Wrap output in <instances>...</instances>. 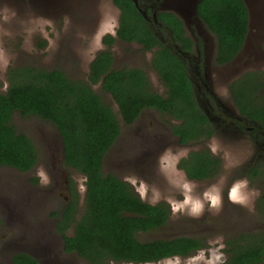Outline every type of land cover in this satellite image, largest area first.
Segmentation results:
<instances>
[{
    "label": "rangeland",
    "instance_id": "1",
    "mask_svg": "<svg viewBox=\"0 0 264 264\" xmlns=\"http://www.w3.org/2000/svg\"><path fill=\"white\" fill-rule=\"evenodd\" d=\"M154 1L159 11L179 8L173 6L174 0ZM248 2L251 22L244 51L218 68L211 64L213 35L201 22L186 18L184 22L190 37L193 34L205 41L209 52L204 74L217 100L232 114L237 110L229 97V83L247 72H264V0ZM138 4L143 9L146 0ZM118 16L111 0H0V93L8 87L10 71L28 66L59 69L71 79L86 80L90 62L106 48L102 38L114 35ZM112 49L115 68H141L153 89L163 92L151 68L150 53L119 41ZM92 89L111 108L120 126V135L104 155L102 172L127 182L144 202H166L171 209L165 225L137 233L136 238L151 241L187 236L205 243L188 257L146 264H223L228 238L264 229V219L256 210L261 180L247 174L252 167L264 166L260 138L225 127L213 115L214 136L182 146L171 131L176 122L167 115L146 110L133 123L125 124L112 98L98 85ZM11 124L30 138L38 157L28 172L0 167V264H12L16 252L29 254L38 264H88L75 253L64 252L61 235L55 230L72 199L78 216L83 211L85 178L64 166L62 141L51 123L14 113ZM203 147L221 159V172L212 181L188 180L177 164L188 152ZM71 234L72 227L67 231Z\"/></svg>",
    "mask_w": 264,
    "mask_h": 264
},
{
    "label": "trees",
    "instance_id": "2",
    "mask_svg": "<svg viewBox=\"0 0 264 264\" xmlns=\"http://www.w3.org/2000/svg\"><path fill=\"white\" fill-rule=\"evenodd\" d=\"M135 1L142 0H112L119 10L116 38L142 44L147 50L159 47L151 67L165 88L163 96L151 92L140 69H111L109 50L98 52L93 58L86 80L71 79L59 69L28 66L10 71L8 87L0 93V167L28 172L37 161V150L30 138L11 124L12 115L19 113L51 123L62 141L64 166L85 178L83 211L78 216L72 199L56 221L55 230L61 235L64 252L75 253L88 264H146L188 257L205 247L202 239L187 236L139 241L137 233L165 225L170 206L166 202L146 203L127 182L102 172L104 155L120 135V126L111 108L91 87L98 82L113 98L125 124L133 123L148 108L179 121L171 125V131L181 144L199 143L210 139L213 133L208 117L196 104L187 64L160 44L150 28L153 20L144 17ZM196 13L216 39L217 62L232 60L242 48L247 32L244 2L201 0ZM156 25L161 31L170 30L173 41L182 50H189L183 23L173 13H158L153 26ZM114 41L110 35L102 38L108 47ZM231 88L241 116L264 132V72H247ZM177 167L188 180L212 181L220 174L222 161L203 147L188 152ZM248 176L261 180L256 210L264 219V166L252 167ZM71 227L72 234L67 235ZM224 252L227 258L223 264H261L264 229L228 238ZM11 262L38 264L25 252L13 254Z\"/></svg>",
    "mask_w": 264,
    "mask_h": 264
},
{
    "label": "flooded vegetation",
    "instance_id": "3",
    "mask_svg": "<svg viewBox=\"0 0 264 264\" xmlns=\"http://www.w3.org/2000/svg\"><path fill=\"white\" fill-rule=\"evenodd\" d=\"M111 2H112V0H111ZM135 2H136V4H138L137 1H135ZM155 4H156V2L154 0H146V6L142 9V13L144 14V17L148 18V20L152 19L154 23L156 21V16L158 15V13L162 12V11L157 10V7H156ZM114 7L116 9H118L115 5H114ZM163 12H166V11H163ZM153 24H150V28L154 32V36L159 40L160 44L163 45L168 51L172 52L176 56H178L180 58L182 57L184 59L185 63L187 64L188 71L190 73L192 86H193L192 90H193V93H194L196 104L201 109V111L208 117L209 123L211 124L212 130H213L211 138L215 134V128H214V123H213V117L214 116L213 115H217V117H219V119H221L220 123L223 124L225 127H228L230 129H235V130L236 129H240V130L246 131L248 133V135L250 136V138H252V139L253 138H260L259 141L260 142H264V132L260 130V128H259V126L257 124H254V122H248L244 117H242L240 112H239V110H238V108H237V106H236V104H235L234 93H233V89L231 88V85L233 84V82L237 81L240 77L233 79V81H231L229 83V86H228L229 97H230L232 103L234 104V106H235V108L237 110L236 114H232V113L228 112V108L221 101L217 100L215 93L212 91V89L210 87L209 80L207 79V76L204 74V68L207 65V63H205V58L207 57V54L209 52L207 47H206V45H205V41H203L202 38L200 39L198 36L195 37L193 34H192V37H190L187 34L185 26L183 24V27L185 29L184 36L189 39L190 48H189V50H182L180 48V46L177 44V42L173 41V39L171 37L170 30H168L165 27L166 29L161 31L160 30L161 28H159L157 25L155 27V26H153ZM201 24L209 33H211L205 27V25L202 22H201ZM117 27H118V23H117ZM116 29L114 31V35L108 34V35H110V36L115 38V41L113 43H111L110 47H108L107 45H104L102 43L106 47L104 50H109L111 52V55H112L111 69H123V68H137V69H140L146 75V79L148 81V85H149V88H150L151 92H154V93H156V94H158L160 96H163L165 94V88L163 87L162 83L160 82L162 87H163V92H161V93L157 92L155 89H153L152 83H151V79H150V77L147 75V73L143 69L138 68V67H119V68H115V66H114V63H115L114 53L115 52L112 49L113 45L116 42H118V41L122 42L124 44L138 46L143 52L150 53V65H151L152 64V58L156 54V52L159 50V47L155 46V47H152L150 50H147V49L144 48V46L142 44L136 43L134 41L127 42V41H123L121 39H118V38H116ZM196 30H197V33H198L199 29L197 28ZM213 37H214V35H213ZM214 40H215V46L213 48V54L211 56V58H212L211 64L214 67H216V68L221 67L223 65H226V64L232 62L236 57H238L244 51L243 50L244 46L242 45V48L239 50V52L236 54V56L232 60H230L229 62L220 64V63L217 62V42H216L215 37H214ZM255 41H256V38H254L253 42H255ZM262 44H264V37H263ZM101 51H103V50H101ZM152 70H153V68H152ZM154 73H155V71H154ZM222 79H225V78H222ZM200 83H201L202 86H200ZM96 85L100 86V90H101V92L103 94H106V95L108 94L111 97V95L109 93H107V92L102 90L100 82H98ZM92 86H95V85H92ZM234 92H235V89H234ZM98 96L100 97V100L102 101L101 96L100 95H98ZM112 100H113V98H112ZM113 102H114V100H113ZM146 110H154V109L144 108L142 110V112L139 114V116H141L143 111H146ZM215 112H216V114H215ZM138 117H137V119H138ZM176 122H179V121H176ZM207 140H209V139L201 140V142H204V141H207ZM257 141L258 140H255V142H257ZM179 144L182 145V146L191 145V143L181 144L180 142H179ZM263 151H264V148H263ZM247 174H248V172H247Z\"/></svg>",
    "mask_w": 264,
    "mask_h": 264
},
{
    "label": "water",
    "instance_id": "4",
    "mask_svg": "<svg viewBox=\"0 0 264 264\" xmlns=\"http://www.w3.org/2000/svg\"><path fill=\"white\" fill-rule=\"evenodd\" d=\"M199 1H201V0H174L173 6H176V8L179 7L178 9H176V10L163 9L161 11L163 12V11L172 10V11H168V12L173 13L177 18H179L182 21V23L184 24V26H185V23H184L185 18L191 19V20L193 19L195 22H201L197 16V13H196V6H197V3ZM242 1L244 2V5L247 9V15H248L247 32H246V36L244 38V44H243V46H245L247 44L248 38H249V29H250V22H251V10H250V4H249L248 0H242ZM62 152H63V146H62Z\"/></svg>",
    "mask_w": 264,
    "mask_h": 264
}]
</instances>
